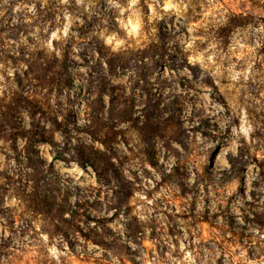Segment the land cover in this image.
<instances>
[{
	"label": "clouds",
	"instance_id": "1",
	"mask_svg": "<svg viewBox=\"0 0 264 264\" xmlns=\"http://www.w3.org/2000/svg\"><path fill=\"white\" fill-rule=\"evenodd\" d=\"M0 264H264V0H0Z\"/></svg>",
	"mask_w": 264,
	"mask_h": 264
}]
</instances>
